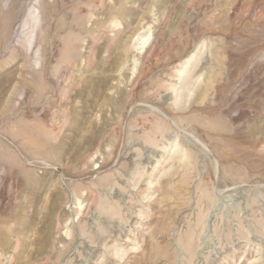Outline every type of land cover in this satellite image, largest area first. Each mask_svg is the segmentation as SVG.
<instances>
[{
    "label": "rangeland",
    "instance_id": "374dc122",
    "mask_svg": "<svg viewBox=\"0 0 264 264\" xmlns=\"http://www.w3.org/2000/svg\"><path fill=\"white\" fill-rule=\"evenodd\" d=\"M0 264H264V0H0Z\"/></svg>",
    "mask_w": 264,
    "mask_h": 264
}]
</instances>
